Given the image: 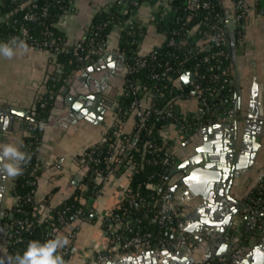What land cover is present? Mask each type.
Returning a JSON list of instances; mask_svg holds the SVG:
<instances>
[{
  "label": "built area",
  "instance_id": "obj_1",
  "mask_svg": "<svg viewBox=\"0 0 264 264\" xmlns=\"http://www.w3.org/2000/svg\"><path fill=\"white\" fill-rule=\"evenodd\" d=\"M12 1L18 5L19 1L25 0ZM141 1L142 0L114 1L112 6L120 10L123 14H126L124 21L116 22L112 26V28L117 27L119 29V42L122 39L121 31L123 30L128 36L133 37L135 35L132 27L134 24H137L134 16ZM233 1L234 5L230 19L233 20L235 25L234 34L235 41L237 42L240 36H242L243 19L247 12V6L245 0ZM3 2L4 0H0V4ZM208 7L209 2L206 0H190L189 2L191 15L196 13L198 9H206ZM67 9L68 6L63 9V13ZM169 9L172 13L171 22L176 15V9L173 7L172 2H170ZM38 15L45 17L47 15V7H42L39 14L28 11L24 13L22 19L25 21H35ZM8 16L7 13H2L0 10V25L1 23L10 24ZM224 19V21L221 19L222 21L212 23L209 29L205 31L199 30L198 27H187L181 30L169 29L170 22L169 24L163 25L160 20L158 21L157 25L165 36V40L161 45L164 44L177 49L181 44H185L187 45L185 54L191 55L196 47H201V45H203V43L198 44L200 40L199 33H202L209 37L207 38L209 40L206 46L208 47L207 49L210 48L211 43L215 46V50L204 54L202 58L195 63V68L193 70H185L181 67L179 69L181 72L180 75L178 74L179 71L177 67L166 62H155V55H149L154 48L146 53L138 52V45L142 38L143 30L134 40L136 48L131 51L132 53L123 51L119 47L110 50L105 46L104 41L95 40L93 37H90L85 43L76 42L73 44L72 54L82 66L92 62L94 57H100L108 53L122 56L124 70L122 104L117 113V118L114 119L109 129L103 135V140L110 136L114 138L116 143L115 145L111 144L107 152L102 156L100 155L99 147L103 140L100 143L89 146L81 154L79 162L83 170L82 177L78 187L72 194L76 200V205L73 209H70V207L65 208V211L69 212V217L63 213L54 211L59 203L52 204L48 197H37L38 169L41 166L38 163H34L31 166L28 163L23 166L24 171H26L27 175L30 177L29 184L32 187L31 192L25 196V202H29L32 205V209L29 211L24 208L23 203H21L23 197L19 193H11L13 204L10 208V213H12L13 216L15 213L20 215L16 217L12 223L7 222L6 231L9 233V237L14 235V241H17L21 238L23 231L34 226L35 221H47L50 223L47 227L48 236L54 237L59 234L68 238L69 244L59 250V253L63 256L65 261H67L74 253V242L81 223L89 220L91 214L96 215L94 211V197L100 192L103 185L111 181L112 177L128 169L129 183L124 189L123 197L109 212L99 217L102 221V226H105L103 229L105 231L106 246L105 250L98 253L96 256L100 260H106L108 256L112 254H144L149 250H157L161 245L165 244L162 240H159L160 245H155L151 240V233L142 229V225L139 223L140 220L132 215L127 208L121 207L120 205L122 200H128L129 203L134 201V198L130 197L128 194L133 168L131 164H126L124 155L126 150L132 145L133 136H136L137 133L140 132L146 137L144 150L142 152L143 157L145 151L157 153L161 151L162 146H166L169 150L171 149L172 145L167 139V135L160 132L162 126L172 125L184 139L194 131L216 121L232 123L233 117L235 116L234 77L229 74L225 66L220 67L219 71L214 70V66L218 59L229 54L226 15H224ZM105 26L106 22H103L95 26L94 29L99 31ZM94 29L91 31L94 32ZM28 36V28L22 24L16 28L15 34L13 35V37H18L19 40L24 41L27 47L42 48L52 54L53 51L57 49L56 35L48 28L44 30L41 39H30ZM170 56L175 59L179 57V55L174 52H172ZM211 61L212 63H210ZM200 62L210 63L209 68L213 69L209 76H207L208 84L206 85L201 83V80L205 79L206 76L196 70ZM184 73L192 74L187 82H183L181 79V75ZM219 83L227 85L231 92L228 100L224 101L222 97L217 95V85ZM37 97H39V94L36 96V99ZM181 97L194 98L197 102L196 110L187 113L182 112L179 106ZM212 97H216L214 104L220 105L221 107H218L217 111L213 113V119L210 118V99ZM129 117H133V125L129 132H124L123 127ZM27 120L26 125L28 127L35 124L32 119ZM26 133L28 135L31 134L29 129ZM112 147H114L113 150ZM20 150L26 152L23 148ZM101 161L107 164L105 168L99 165ZM12 186L13 182L10 188ZM149 186L157 188L159 185L157 183H150ZM160 187H162V189L160 193L161 204L159 210L169 217L167 229L173 234L178 230H182L183 225L188 222L186 205L182 201L181 203L176 201L171 196V184ZM243 198L246 204L243 214L251 216L252 220L259 221V226L255 233L258 239H263L264 170L259 183L244 195ZM138 201L141 206L150 207L152 205L151 201L144 197H139ZM116 208H122V211L115 212L114 210ZM241 226V220H239L237 223L233 224L230 235L223 236L226 242H230V255L238 262L245 257L248 251V245L239 242L244 234L243 231H240L242 230ZM201 234L205 238L212 236L209 231H204ZM239 235H241L240 238L238 237ZM27 244L28 243H25L23 245L25 249ZM7 255H9L8 248H6V256ZM201 262L203 261H196L195 264ZM221 264H226V261L223 259Z\"/></svg>",
  "mask_w": 264,
  "mask_h": 264
},
{
  "label": "crops",
  "instance_id": "obj_2",
  "mask_svg": "<svg viewBox=\"0 0 264 264\" xmlns=\"http://www.w3.org/2000/svg\"><path fill=\"white\" fill-rule=\"evenodd\" d=\"M114 1L69 0L68 9L59 17L56 26L66 42L74 44L88 33L93 17L101 10H109ZM170 2L172 0H142L139 3L134 16L137 24L143 30L138 52H149L164 42L165 36L157 23L160 20L163 25L169 24L172 18L169 9ZM219 2L228 21L232 15L234 1L219 0ZM245 3L247 12L243 19L242 36H240L239 41H235L234 50H231L230 43L228 47L232 60L231 73L235 80L234 101L236 104L240 88L242 114H245L248 107L253 76L257 77L261 86L260 99L264 111V0H245ZM208 41V39H200L198 44L204 43L207 46ZM104 43L110 50L119 47V29L117 27L112 28L106 34ZM13 50L15 55L11 59L0 55V144L11 143L19 146L25 134L24 124L28 120L25 117L9 113L8 110L11 107H17L27 109L30 114L36 96L44 89V83L48 79L58 76L60 70L54 55L45 49L27 47V51H22L13 46ZM106 56L107 54L96 57L92 62L72 71L64 80L65 82L74 77L73 81L71 80L72 89L84 88L83 86L89 83L88 88L91 87L92 89L90 94L102 93L103 105H105L103 119L98 124L84 119L76 124L59 120L56 115L62 109L55 107V100H53L49 117L43 124L42 140L38 152L42 162V173L38 177L36 195L40 198L48 197L52 204L60 203L72 196L82 177L83 170L79 162L81 154L89 146L102 142L104 133L117 118V113L122 104L123 63L120 64L117 57L106 60ZM103 60L104 62H102ZM187 75L192 76V74ZM109 95H114L111 100ZM56 103L58 106H63V96L56 100ZM179 106L184 113L192 112L196 110L197 102L194 98L181 97ZM217 122L223 121L214 123ZM132 125L133 117H129L124 124V132H129ZM160 132L167 135V139L172 145L170 155L173 162L178 163L185 157L192 144L189 143L184 146L183 142L187 137L183 139L172 125L162 126ZM260 141L259 155L252 169L248 172H242L234 179L231 193L238 198H243L259 183L262 177L264 170V130ZM128 174L129 170L126 169L112 177L111 181L103 185L100 192L94 197L96 215H90L89 220L81 223L74 242V253L68 258L67 264H108L109 260L114 264H121V261H124L123 263L132 261V258L128 257L127 254H112L106 260H100L96 256L103 252L106 246L105 231L99 217L109 212L123 197L124 189L129 183ZM11 183L12 179L0 172V196L2 197L0 211L7 214L10 213L13 204L10 193ZM173 198L181 203L176 195ZM241 224L242 230L240 231L246 232L250 236L249 250L261 240L257 238L255 233L259 221L241 220ZM172 241L173 239L167 244L172 243ZM225 245L226 240L224 239L211 242L205 238L203 241L195 242L193 246L190 245L191 260L189 261H204L212 257L213 253L223 247L225 248ZM163 264L189 263L187 261L180 263L168 259Z\"/></svg>",
  "mask_w": 264,
  "mask_h": 264
},
{
  "label": "trees",
  "instance_id": "obj_3",
  "mask_svg": "<svg viewBox=\"0 0 264 264\" xmlns=\"http://www.w3.org/2000/svg\"><path fill=\"white\" fill-rule=\"evenodd\" d=\"M203 1V0H201ZM209 2V7L206 9H198L196 13L191 15L189 9L190 0H172V5L176 9L175 18L170 22L169 29L181 30L184 28L198 27L199 30H207L209 26L214 22L222 21L224 19V11L220 5L219 0H206ZM69 0H25L19 1L18 5L12 0H4L0 4V10L2 13H7L9 16L10 24L1 23L0 25V44H6L11 41L13 35L15 34L16 28L19 25H24L28 28L29 36L28 38L41 39L43 37V32L46 28L50 29L57 38V49L53 51L56 64L59 67V74L54 78L48 79L44 83V89L40 91L39 97L35 100L34 107L30 111L31 119L35 122L34 125L28 127L24 124L23 130L25 134L23 135L21 142L26 153L31 156L29 162L30 166L34 163H38L41 167L38 169V175L42 173V162L39 159V148L42 140V130L43 123L48 119L50 114V108L54 100V94L57 89L62 85L68 74L77 68L82 67V64L78 62L75 56L72 54L73 44H68L56 26L59 17L63 14V9L68 6ZM47 7V15L38 18L35 21H25L22 19L24 13L28 11L40 13L42 7ZM126 14H123L115 8L110 7L109 11L101 10L92 19L91 27H89L88 33L79 40L78 42H87L90 37L95 40H105L106 34L112 29V26L116 22L124 21ZM106 22V26L101 30L94 29L95 26ZM93 26V27H92ZM94 29V32L91 30ZM135 35L133 37L128 36L125 31H121L122 39L119 44V48L123 51L131 52L135 50L136 44L134 42L135 38L142 33V29L134 24L132 27ZM168 33V32H167ZM141 36V35H140ZM200 39L204 40L209 38L202 33H199ZM132 50H128V49ZM187 50V45L181 44L179 48L174 49L173 47L161 45L160 47L154 48L150 53L155 55V62H166L170 65L179 69L182 67L185 70H193L195 63L199 61L204 54L210 53L215 50V46L212 45L207 49L206 44L203 43L201 47H196L195 51L191 55L185 54ZM174 52L179 55L177 59L170 56ZM132 53V52H131ZM96 57H94L95 59ZM214 62V61H213ZM212 63V61L210 62ZM210 63L200 62L197 71L206 76L205 79L201 80L203 85L208 84L209 74L213 69L209 68ZM153 65V64H152ZM151 65V66H152ZM225 66L231 73L232 60L231 56L224 55V57L218 59L214 66V70L219 71L220 67ZM180 75L181 72L179 71ZM177 74V75H178ZM217 95L222 97V99L228 100L231 95L227 85L219 83ZM216 97L210 99L211 110L210 118L213 119V113H215L220 107V105H215L214 100ZM30 131V135L26 131ZM146 137L143 133H137L133 136L132 145L126 150L124 155V160L126 164H131L133 168V175L129 184L128 194L130 197L134 198L132 203L128 200H122L120 205L129 210V212L140 220L143 230H147L151 233V240L155 245H160L159 240H162L165 244L169 243L172 239L170 238L171 232L167 229V224L169 222V217L159 210L161 200L159 189L160 186L165 187L167 184H171L168 178L169 171L175 166L176 163L173 162L172 156L170 155L171 150L166 146H162L161 151L157 153H152L151 151H145L142 157V152L144 150V142ZM115 140L113 137H106L99 147L100 155L102 156L107 152L108 147L111 144L115 145ZM21 144V143H20ZM114 147H112V150ZM93 165V164H92ZM99 165L105 168L107 164L105 162H100ZM163 176V177H162ZM30 177L27 175L26 171L23 172L22 176H19L15 180H12L13 186L10 188V193H19L23 198L21 203H23L24 208L31 211L32 205L29 202H25V196L31 192V185L29 184ZM150 183H157L159 186L157 188H152L149 186ZM91 191V190H90ZM139 197H144L150 200L152 205L150 207L141 206L138 201ZM76 205V200L73 195L64 199L57 205L55 212L63 213L68 216V211H65L66 207L73 209ZM115 212H121L122 208H116ZM20 214L15 213L13 218H6L7 222L12 223L13 220ZM264 218V215H263ZM49 222L47 221H35L34 226L30 227L28 230L23 231L21 238L14 241V235L8 237V254L15 255L16 253L23 254L25 248L23 245L31 240H39L44 242L48 239L53 238L47 235ZM105 228V226H103ZM258 238V237H257ZM240 243L249 245V237L245 232L239 240ZM226 261V264H232L233 260L229 256H212L199 264H221V262Z\"/></svg>",
  "mask_w": 264,
  "mask_h": 264
},
{
  "label": "water",
  "instance_id": "obj_4",
  "mask_svg": "<svg viewBox=\"0 0 264 264\" xmlns=\"http://www.w3.org/2000/svg\"><path fill=\"white\" fill-rule=\"evenodd\" d=\"M227 23L230 48L234 50L235 25L232 19ZM113 57H117L120 64L123 63L119 54L108 53L105 58L108 60ZM190 77L187 73L181 75L183 82H187ZM73 78L67 79L54 94V106L62 109L56 115L57 119L73 124L84 119L98 124L105 112L102 93L98 92L99 97L94 93L90 94L92 89L88 88L89 83L84 88L72 89ZM260 93L261 86L257 77L253 76L245 114L241 112L239 88L232 123H212L196 130L185 139L183 145L191 143V148L169 171L168 178L171 183V196L176 195L188 206V222L183 225L182 230L170 234L172 243L163 244L159 249L149 250L144 254L129 253L127 256L132 261H121V264H163L168 259L195 264L194 261H189L190 245L205 240L202 232L209 231L212 236L207 239L216 242L223 240V236H229L233 224L239 220L250 222L251 216L243 214L246 207L244 198L232 195L231 188L237 176L252 169L259 155L264 130ZM62 96L64 105L58 106L56 100ZM8 112L31 119L27 109L11 107ZM1 198L0 196V203ZM0 212L4 214L3 211ZM12 217L13 214L9 213L8 219ZM223 255L229 256L233 260L232 264H264V238L250 248L239 262L230 255V242H226L225 248L213 253V256ZM108 264L114 262L109 260Z\"/></svg>",
  "mask_w": 264,
  "mask_h": 264
},
{
  "label": "clouds",
  "instance_id": "obj_5",
  "mask_svg": "<svg viewBox=\"0 0 264 264\" xmlns=\"http://www.w3.org/2000/svg\"><path fill=\"white\" fill-rule=\"evenodd\" d=\"M13 46L27 51V44L18 37H13L8 44H0V55L11 59L15 55ZM21 147H23L22 142L19 146L11 143L0 144V172L12 180L23 175V166L31 160L28 153L20 150ZM68 244V238L59 234L44 242L31 240L23 254L16 253L0 257V264L5 262L6 264H67L59 250Z\"/></svg>",
  "mask_w": 264,
  "mask_h": 264
},
{
  "label": "flooded vegetation",
  "instance_id": "obj_6",
  "mask_svg": "<svg viewBox=\"0 0 264 264\" xmlns=\"http://www.w3.org/2000/svg\"><path fill=\"white\" fill-rule=\"evenodd\" d=\"M100 94H96V97H99ZM103 96V95H102ZM114 95H109L110 100L113 98ZM103 100L104 97H101ZM111 106V105H109ZM8 214L4 213L0 215V257H5L6 256V248H7V243H8V237L9 233H7L6 229V224H7V219ZM6 264V262H5Z\"/></svg>",
  "mask_w": 264,
  "mask_h": 264
},
{
  "label": "rangeland",
  "instance_id": "obj_7",
  "mask_svg": "<svg viewBox=\"0 0 264 264\" xmlns=\"http://www.w3.org/2000/svg\"><path fill=\"white\" fill-rule=\"evenodd\" d=\"M128 50H132V49L129 48Z\"/></svg>",
  "mask_w": 264,
  "mask_h": 264
}]
</instances>
